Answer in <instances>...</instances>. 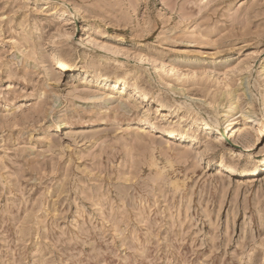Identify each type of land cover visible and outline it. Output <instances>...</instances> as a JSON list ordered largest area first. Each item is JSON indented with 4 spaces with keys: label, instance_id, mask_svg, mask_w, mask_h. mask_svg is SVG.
Returning a JSON list of instances; mask_svg holds the SVG:
<instances>
[{
    "label": "rangeland",
    "instance_id": "374dc122",
    "mask_svg": "<svg viewBox=\"0 0 264 264\" xmlns=\"http://www.w3.org/2000/svg\"><path fill=\"white\" fill-rule=\"evenodd\" d=\"M262 157L264 0H0V264H264Z\"/></svg>",
    "mask_w": 264,
    "mask_h": 264
},
{
    "label": "bare ground",
    "instance_id": "6f19581e",
    "mask_svg": "<svg viewBox=\"0 0 264 264\" xmlns=\"http://www.w3.org/2000/svg\"><path fill=\"white\" fill-rule=\"evenodd\" d=\"M49 58L52 61L54 69H56L58 72H60V70H72V71L77 70V67L70 60H68L62 56H59L53 52L50 54ZM99 76L102 80H106L109 83L110 88L111 87L112 88L120 87L121 84H124V80L120 77H115V78L109 79L107 76H104V75H99ZM145 97H146V95L142 94V98L145 99ZM233 109H234V107L232 106V102H230L229 105L222 110V114H221L222 120L221 121H222V124H224V130L221 128V126L219 125L218 122L214 121L213 123H211L207 119L206 120L202 119V120H205V121H202L201 124H202L203 130H206L205 131L206 133L212 131V128H214V131H215L214 132L215 136L213 138L214 142H221V140L227 141L228 136L232 135L231 133L233 132L234 126H233V123L231 122L230 116L234 112ZM159 131L166 137L167 140H172L173 139L172 137H174V139L179 137V138H182L184 140L186 139L188 141H191V140L194 141L195 140L194 136H191L188 134H182L181 132H179L177 130V128H174L171 126L161 128ZM237 131H241L240 126L236 128V132ZM258 163H260L261 165H260V169L257 172H260V171L262 172L264 170V157L259 159ZM227 168H229V170H231L230 166ZM255 168L248 169V170H245V169L239 170L238 175L239 176H249V175L252 176L256 173ZM217 171L221 173L220 170H217Z\"/></svg>",
    "mask_w": 264,
    "mask_h": 264
}]
</instances>
